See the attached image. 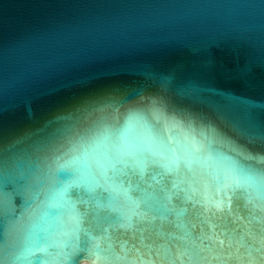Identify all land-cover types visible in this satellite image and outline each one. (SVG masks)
<instances>
[{"label":"water","instance_id":"water-1","mask_svg":"<svg viewBox=\"0 0 264 264\" xmlns=\"http://www.w3.org/2000/svg\"><path fill=\"white\" fill-rule=\"evenodd\" d=\"M208 236L264 264V0H0V264Z\"/></svg>","mask_w":264,"mask_h":264},{"label":"snow or ice","instance_id":"snow-or-ice-1","mask_svg":"<svg viewBox=\"0 0 264 264\" xmlns=\"http://www.w3.org/2000/svg\"><path fill=\"white\" fill-rule=\"evenodd\" d=\"M189 150L193 156H195V154L199 151L195 144L191 145ZM132 152H129V154H132ZM222 183L225 184V188L222 189V199L218 202V206H215V212L223 211L226 201L229 209L231 207L230 202L232 197L229 195V192H231L232 189L228 187L226 180L222 181ZM208 211L213 212V207H209ZM75 223L78 226V222ZM201 244L203 245V248H188L182 244H178L162 257L164 264H199V258L205 256V250L212 251L215 249L217 244L220 249H224L225 240L220 239L216 241L213 236H208L206 239L201 240ZM130 246L132 251L140 254V260L145 259L144 252H146L148 256H151L153 260L160 256L157 248L153 243H151L150 236L145 233H140L139 245L133 242ZM228 246H232L231 241H229ZM125 247L127 248L128 245L126 244ZM96 250L102 257L106 254L105 247L101 246L99 243L96 245Z\"/></svg>","mask_w":264,"mask_h":264}]
</instances>
